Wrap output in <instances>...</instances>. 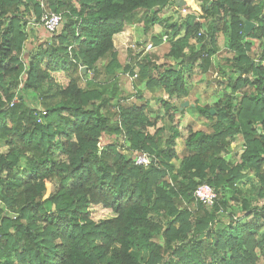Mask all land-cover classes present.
<instances>
[{
  "label": "trees",
  "instance_id": "obj_1",
  "mask_svg": "<svg viewBox=\"0 0 264 264\" xmlns=\"http://www.w3.org/2000/svg\"><path fill=\"white\" fill-rule=\"evenodd\" d=\"M201 1L206 35L188 16L164 24L174 64L136 54L123 65L113 36L136 19L159 23L177 0H0V264H264V0ZM44 9L62 14L56 32L38 24ZM243 17L255 22L247 35ZM219 33L227 58L214 67ZM210 67L228 91L201 107L186 99V79ZM125 74L179 100L155 96L172 110L168 127L139 88L143 103L122 102ZM184 101L210 131L188 126L178 153ZM136 150L156 160L135 165ZM250 171L260 206L240 186ZM203 182L216 191L211 206L194 200ZM92 205L113 215L94 221Z\"/></svg>",
  "mask_w": 264,
  "mask_h": 264
},
{
  "label": "rangeland",
  "instance_id": "obj_2",
  "mask_svg": "<svg viewBox=\"0 0 264 264\" xmlns=\"http://www.w3.org/2000/svg\"><path fill=\"white\" fill-rule=\"evenodd\" d=\"M186 12L183 11L181 8L182 7H176L175 5H172L171 7L163 10V13L160 14L159 16L160 18H162L163 20H166L167 23L171 24V23H181V20H183L186 16H188L189 18H191L190 20L194 21L195 16L198 17V21H202L203 23V27L200 28L201 31L206 32V29L208 31H210L209 27V19L207 17H205V14H203L202 12V8L204 5V2H202L201 0H187L186 1ZM162 21H160V31L159 34L161 33H166L167 36L171 34V29H168L167 27H165L164 24H162ZM206 27V29H205ZM159 30V28H158ZM164 35V34H163ZM217 45L220 49V51L218 52L217 56L220 59V61H222V63H224V59L227 58V35H225V33H219L217 34ZM168 39L165 41V44L162 46H158L155 45L152 42V48L148 51H146V53H144V56H155L156 54H159L158 56L162 57V63L167 62V64H169L170 62H172L174 64V60L171 58H166L164 56V54L166 53V51L168 50L169 44H168ZM146 42V40H144ZM150 42V40L148 41ZM139 46H135V48H138ZM259 49L256 47V42L253 41V44L251 46V51H249L248 53L256 60L258 58V54H259ZM143 56V57H144ZM157 56V55H156ZM164 56V58H163ZM130 57V56H128ZM128 57L126 58V60L128 59ZM131 59H134V55H131ZM130 62V61H129ZM127 63V61H126ZM157 63V62H155ZM199 76H202V80L199 81L201 83L206 84V86L204 85V89L201 87L202 91H197V86H195V81L191 82V80L187 81V84H189V87L187 88V95L188 92L189 97H186V99H188L190 102H195L196 104H198L199 106L203 107L207 104H212L217 98H219V96H222V94L227 90L228 88L223 87L222 85H218L217 84V78H218V74L216 73V71H208V72H200L197 75H194L193 79H197ZM134 77L130 78V76H128L127 74L125 75H121L120 78V83L121 84H127V89L124 88V90L127 91L128 93V97L124 98V104H141L143 103V100L148 99L150 101V106H151V110L152 111H148L149 114H159V115H163L164 117V121L161 123L159 122V125H164L166 127H168L170 125V122L167 121V118L169 113L172 112L171 108L169 109L168 113L165 112L163 105H161V103L159 104L158 102H155L154 97L155 96H162V90H158L156 92H149L147 89L143 88L142 85V89L139 87H133L134 86ZM198 85V84H197ZM201 86V85H200ZM203 86V85H202ZM124 87V85H123ZM139 88V89H138ZM141 90L143 94H141L142 99H138L137 95L139 94V92L136 90ZM190 89V90H189ZM140 91V93H141ZM192 92V93H191ZM137 94V95H134ZM165 94V93H164ZM166 96V95H165ZM194 97V98H193ZM162 98V97H161ZM167 100V99H166ZM175 102H179V100L173 98L171 99ZM188 101V102H189ZM183 103V102H182ZM181 103V104H182ZM182 110H184L182 114H174L173 116L175 117V121L178 124V128L181 132V137L176 139V145H175V150L180 153L182 151V148L184 146V136L187 134V128L188 126L192 127L193 130H204V131H210V125L207 122H204L202 119L199 118L198 116V112L195 108H193L192 106L188 105H181ZM150 130H153V128H150ZM167 134V132H166ZM109 137V136H108ZM118 139L120 142L124 143V145H127V141L126 139L123 138V136H114L111 137V139ZM110 139V138H109ZM122 139V140H121ZM104 140H107V136H104L102 138V142ZM121 143V144H122ZM243 148L242 146V139L240 137H237L236 140L234 141V146L233 148L230 150V154L229 156L233 159L234 162H236V160L239 158V154L241 153V149ZM264 169V166H263ZM246 170H243V172H246ZM255 176L253 174L252 171H250L248 173V176L242 180L240 182V186L243 189V191L245 192V194L247 195V197L249 199H253L255 201L254 205H262L263 203V199L257 195V189H255V187L252 185L253 182L255 181ZM90 212H91V218L94 221H98L100 219L103 218H107V217H111L113 215V212L109 209H106L104 207H102L101 205H92L90 207Z\"/></svg>",
  "mask_w": 264,
  "mask_h": 264
},
{
  "label": "crops",
  "instance_id": "obj_3",
  "mask_svg": "<svg viewBox=\"0 0 264 264\" xmlns=\"http://www.w3.org/2000/svg\"><path fill=\"white\" fill-rule=\"evenodd\" d=\"M184 6L186 7V5H184ZM198 19L199 18L195 16L194 21H198ZM161 21H162L161 25L167 23L166 20H163L162 18H161ZM199 22L202 23L201 20ZM159 24H160V22L159 23H156L153 26H150L149 28H147L145 30L144 29V23L143 22H140V21H138L136 19V20L132 21L130 24H127L123 28V30L121 32L115 34L113 36V44H114V47L116 49L119 62L124 65V63H126V61L129 58H131V55H134L135 56L136 54H141V55L137 56V58L135 59V62L132 60V62H134V63H139L141 61V59L143 58L144 53H146V51H143V49H142V47H143V45L145 43H143V44L141 43L140 44V40L143 39V40H146V42H148L150 40V42H153V40H152V37L153 36H158V35L163 36V34H166V33H162V34L160 33L159 34V31H160V28H161V26ZM158 28H159V30H158ZM164 44H165V42H161L160 44H158V46H161V45L163 46ZM136 45L139 46V47L138 48H135ZM220 49L221 48H219V50L217 51V53H215L214 55H212L210 57L212 66H214V67L217 64L221 63L220 59L217 56V54L220 51ZM156 55L153 56V58H154L153 61L157 62L158 64L162 63L163 62L161 60L162 57L158 56L159 54H156ZM128 56H130V57H128ZM164 56L169 59V57L166 55V53L164 54ZM164 56H163V58H164ZM127 57H128V59L126 60ZM170 64H173V63L170 62ZM211 68L212 67H210L207 71H204V73L205 72H208V71H211L212 72L213 69L211 70ZM200 72H203V71H200L199 69L196 68V69H194L193 73L190 76H188L187 79H186V83L189 80H191V82H194L196 80L195 83L198 84V85L195 84V86H197V89H198L197 91H202L201 90V87L204 89V85L206 86V84L199 82V81L202 80V76H199L197 79H193V81H192V78L194 77V75H197ZM120 78H121V76H120ZM120 85L123 88V90H124V88L127 89L126 88L127 87V84H124V83L121 84L120 83ZM123 85H124V87H123ZM142 85H143V88H145L144 84H142ZM142 85L140 86L141 89H142ZM186 87H189V84H187ZM162 93L163 94L160 97H162L164 100L167 99V96H165L166 94H164L163 91H162ZM189 94L190 93L188 92L187 97H189ZM154 99H155V97H154ZM167 101H169L171 103H174L175 102V101L169 100V99Z\"/></svg>",
  "mask_w": 264,
  "mask_h": 264
},
{
  "label": "built area",
  "instance_id": "obj_4",
  "mask_svg": "<svg viewBox=\"0 0 264 264\" xmlns=\"http://www.w3.org/2000/svg\"><path fill=\"white\" fill-rule=\"evenodd\" d=\"M41 2V5L44 7V0H39ZM183 11L186 12L185 7L181 8ZM62 23V14L59 12L51 11L48 9H44L40 22L38 23L39 25H42L48 32L53 33L56 32L57 29L59 28L60 24ZM198 35H206V32H203L201 30L198 31ZM168 36L164 34L162 36V41L165 42L167 40ZM143 44V51H148L152 48V42H145L143 39L140 40V44ZM72 46H69V50L71 49ZM130 61V62H129ZM131 58L127 60V63H131ZM83 66H80L82 69ZM25 71L22 72L20 76V85L22 83V80L24 79ZM128 75V74H127ZM137 74L133 75H128L130 78L136 77ZM18 101L17 96H15L10 103L11 106L15 104ZM45 111H42V115L45 114ZM42 115H40L37 119L38 122L42 120ZM133 160L134 164L138 166H144L147 167L151 162H154L156 160L155 156L147 151H142V150H136L133 151ZM216 191L215 189L208 183H201L198 184V186L195 188L193 192V197L196 202H201L204 203L207 206H211L215 199H216Z\"/></svg>",
  "mask_w": 264,
  "mask_h": 264
},
{
  "label": "water",
  "instance_id": "obj_5",
  "mask_svg": "<svg viewBox=\"0 0 264 264\" xmlns=\"http://www.w3.org/2000/svg\"><path fill=\"white\" fill-rule=\"evenodd\" d=\"M185 4H186V1H185V0H177V6H178V7H182V6H184ZM242 20H243V22H244V25H243V27H244V35H247V34L252 30V28L255 26V22L252 21V20H247V19L244 18V17L242 18ZM82 71H83V72L86 71V67H85V66L82 67ZM188 104H189L188 101H184V102L182 103V106H183V105H188ZM210 112H211L212 114H214V113H215V110H214V109H211Z\"/></svg>",
  "mask_w": 264,
  "mask_h": 264
},
{
  "label": "clouds",
  "instance_id": "obj_6",
  "mask_svg": "<svg viewBox=\"0 0 264 264\" xmlns=\"http://www.w3.org/2000/svg\"><path fill=\"white\" fill-rule=\"evenodd\" d=\"M167 35V34H166ZM163 42V41H162Z\"/></svg>",
  "mask_w": 264,
  "mask_h": 264
}]
</instances>
